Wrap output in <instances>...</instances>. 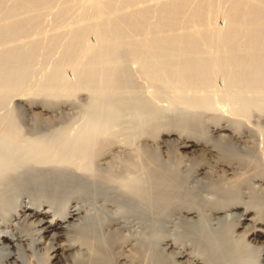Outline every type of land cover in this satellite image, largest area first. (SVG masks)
Here are the masks:
<instances>
[{"label":"bare ground","instance_id":"1","mask_svg":"<svg viewBox=\"0 0 264 264\" xmlns=\"http://www.w3.org/2000/svg\"><path fill=\"white\" fill-rule=\"evenodd\" d=\"M21 1L17 4L23 12L37 11L38 17L51 0ZM243 1L230 0L220 39L209 34L205 18L209 7L215 10L213 0L163 1L156 33L149 37L140 36L148 13L131 9L132 0L84 1V7L93 9L96 42L88 43L81 28L75 32L78 24H69L75 25V33L64 55L72 60L74 79L66 81L58 65L51 81L61 80L72 92L101 95L115 86L118 48L126 44L133 57L147 52L139 67L152 80L149 94L159 82L174 95L171 104H181L190 113H221L201 131L194 126L152 129L144 118L127 136L117 128L116 106L105 105L101 113L96 97L92 103L97 107L86 117H36L30 124L58 126L35 136L27 132L36 129L0 118V264H72L84 252L93 264L142 262L141 248L125 231L140 226V218H148L143 224L148 227L168 215L188 228L177 238L155 234L156 248L169 264H264V122L252 124L249 116L251 108L264 110V0H253L247 11ZM117 2L126 11L121 16L120 7H114ZM70 7L61 9L70 13ZM32 19L1 24V41L3 36H25ZM20 47L0 49L2 92L15 87L11 84L22 71L19 61L33 57L35 45ZM215 75L221 86L215 84ZM29 92L18 93L17 102L25 104ZM134 139L138 145L131 146ZM161 147L171 154L166 164L154 158ZM117 153L126 157L122 167L112 160ZM99 161L103 167L95 166ZM32 254L38 255L35 260Z\"/></svg>","mask_w":264,"mask_h":264},{"label":"rangeland","instance_id":"2","mask_svg":"<svg viewBox=\"0 0 264 264\" xmlns=\"http://www.w3.org/2000/svg\"><path fill=\"white\" fill-rule=\"evenodd\" d=\"M16 1L17 2H15V0H2L0 2V3H2V4H0V10H1L0 11V25L1 24L3 25V23L5 24L7 21L9 22V20L12 21V19H13V21H15L16 19L17 20H19V19L23 20V19H27V17L30 19L33 18L32 19L33 23H32V25L30 24L31 26H30V29L28 30L29 32H27L25 34L26 37L23 34V35H20V37H19V35H16V36L14 35V38H13V36H11V37L6 36L7 38L4 39L5 37L3 36L4 37V38L2 37L3 43L0 39V47H1L0 49H1V51H4L5 49L8 51V49L16 48V46L17 47L21 46L20 48L27 49L31 45H35V50L33 52L34 53L33 57L31 56L32 59L30 58V60H27V63H26V61L24 62V60H21L22 62L19 61V63L17 64V67L18 66L20 67V69L19 68L18 69L20 71L22 70L21 72H24V73L19 72V75L21 74V76L16 77L17 81H13L14 84L13 83L11 84L12 87H13V85L15 87H13L11 89V91H7V92L3 91L4 93L2 91H0V118L10 117L13 120L15 119L14 120L15 122L18 121L17 123L21 126V128H22V126H24L25 129H36L37 130V131L35 130V133H33V134L32 133L29 134V132H27L28 136H35L38 133L40 134L41 132H38V131H42V133H45V131H46V133H47L50 127L56 128L58 126V124H53V125H46L44 123H41L42 125L41 124L38 125L35 123L30 124V122H32V120H34L36 117L37 118H39V117H41V118H46V117L60 118L61 117L60 119L86 117V115H88L89 113H92V111H93L92 108H95V106H96V105L94 106L92 103L93 99H95V97L98 100L100 99L101 104H99L100 107L98 109H99V112H101V113L105 112L104 111L105 105L110 104L109 106H113V105H114L113 107L116 106L115 107V108H117L116 118H117V125H118V127L117 126L116 127L118 129H120L119 133L122 136L123 135L127 136V133L130 134L131 132H133L135 130L134 126H136L135 122H137L138 120L139 121L144 120V118H146L145 119L146 121L148 120V124H149L150 128H152V129H162L163 127H167L168 125L173 127L174 130L183 128L185 126H194L195 128H197L198 130L201 131L203 128H205L206 123H208L210 121V119H212L213 117L219 116V114L221 113V111H219L217 109H215V110L214 109H206V110L202 109L204 111L203 114L201 113V112H203L202 110H200L201 112L199 110L194 111V112H192L193 113L192 114V113L188 112V110H186L185 107L182 106L181 104H175V105L171 104V101L174 99L173 98L174 95L172 94V92H169L170 90H167L168 88L164 89L166 87H164V85L162 83H159V82H157V84L155 83L156 84L155 87L157 88V89L155 88V91H154L155 96L151 92H150V94H151L150 95L147 90H150L149 85H152L151 84L152 80H150L149 81L150 83H149L147 80H149L150 77L146 75V77H147L146 78L145 74L140 70L141 68L139 67L141 60H143L146 57L147 52H145V51L139 52L138 58L133 57V55L131 54V52L129 50V48H130L129 45L125 46L126 44H124L123 46L118 48L119 66L117 67V71L115 72V75H114L115 86L112 89L111 88L104 89V91L107 90L108 93L105 91L103 94L98 95V94H93L91 92L89 93L88 91L83 90V89L82 90H76V92L73 91L74 92L73 93L72 91H69V89H67V87H65L64 83L61 80L55 81L56 83L52 80L54 82L53 83L51 81L50 76L53 75V73H54L53 71H54V69L56 70L58 68V65L60 68L61 75L64 76L66 81H68V80L70 81V80L74 79L73 72H71V66H69V65H71L72 60L64 55V51L69 44V40L71 38V35H73V32H74V31H72V29L75 30L77 28V31H75L77 33V32H79V29L81 28L80 31H82V30L84 31V34L86 36V39L88 40L87 41L88 43H90V42L95 43L96 42L94 28H93V25L91 23L92 18H90L93 15V9L89 8L88 6H87L88 8L86 6L85 7L83 6L85 0H51L50 3H48V5L46 7H44V9L42 8L41 11L39 9L38 17L36 15L37 11L36 12L33 11L34 16H35L34 17V16H32L33 13L23 12L24 11V10H22V9H24L23 7H22V9H20L21 8L20 5H22L21 0H20L21 2L19 0H16ZM157 1H158V3H156ZM157 1L156 0L155 1L154 0H132L131 9L132 8H140V9L142 8V10H143V8H144V11H147L146 14L148 13L146 15V17L148 19L146 17L144 19L146 26L143 25L141 28L142 30L140 29V36H142V37H149V36H152L156 33V29H157L156 23H157V21L159 22V20H157V19L160 17L159 16L160 14L158 12L159 7L163 1H167V0H162V1L157 0ZM213 1L215 3L214 8L216 11L215 10L213 11V9L211 7H209L207 9L205 18H206L209 34L212 35L213 37H215V39H220V37L222 36V33L224 31L223 30L224 25H225L224 19H225L226 13L230 7L231 2H230V0H220L219 2H218V0H213ZM252 1L253 0H244L243 1L242 7H243L244 11L249 10ZM17 3H19L20 5H18ZM16 4H17V6H16ZM64 4H68L69 6H71L69 9L70 13L62 11L61 7ZM119 4L121 5L120 2H117V4H115L114 7H116V9H118L120 7L119 8L120 11H118L117 15L121 16V14L122 15L124 14L125 10L121 9V6H119ZM13 5H15L17 7V9H19V10H17L16 7H13ZM133 5H134V7H133ZM18 6H20V7H18ZM218 6H219V8H218ZM121 10H122V12H121ZM136 10H138V9H136ZM59 12H60V15H59ZM119 12H121V13H119ZM15 14L16 15L18 14L19 16L18 15L16 16ZM90 14H92V15H90ZM6 16H8V17H6ZM31 16H32V18H31ZM83 17H84L85 21L83 20ZM3 18H4V20H3ZM64 18H66V19H64ZM74 18L76 19V21ZM77 19H79V20H77ZM34 20H35V22H34ZM66 22L68 24L65 25ZM86 22H88L87 23L88 26L86 24L82 25L81 27L79 26V25H81V23L83 24ZM69 24L70 25H73V24L77 25L78 24V27L76 26L74 29L72 27H74L75 25L70 26ZM60 26H61V28H60ZM90 26H92V27H90ZM82 27H84V28L82 29ZM91 28H93V29L91 30ZM128 30L129 29H127V27L121 28L122 33L124 31H126V33H128ZM87 31H89V32H87ZM153 31H155V33ZM15 37H17L18 39L17 38L15 39ZM21 37H23V39ZM3 39L5 41L8 39L7 42L8 43L11 42V44H8ZM30 40L34 41V42H31ZM243 40H244V38H240V41H243ZM17 41H18V43H16ZM19 41H20V43H19ZM21 41L22 42L24 41V42L22 43ZM26 42H28V43H26ZM14 43H16V44H14ZM6 44H8L9 46L10 45H12V46L9 47L8 45L6 46ZM19 44H20V46H18ZM13 45L14 46L16 45V46L14 47ZM23 46H25V48H23ZM6 47H8V48H6ZM6 50L4 52H6ZM4 52H1L0 55ZM140 53H142V57H141ZM143 55H144V57H143ZM69 59L71 60V62L69 61ZM123 59H125V60H123ZM24 64H26V65H24ZM23 66L25 68H23ZM120 66H121V68H120ZM64 71L66 72V74ZM229 73L227 72V75H228V77H231L232 69L230 70ZM216 76L217 75H215L214 77H216ZM217 78L218 77H216L215 79L218 82L216 80H214V82L216 81L215 84L217 86H221L222 85V83L220 82L221 80H220V78H218V79ZM9 85H10V83H9ZM160 87H162V88H160ZM0 88H1V85H0ZM14 88H15V90H14ZM23 90L28 91V92L30 91L29 92L30 94L24 95V97H23V100L26 103L27 102H30V103L35 102L37 105H41L42 108H38V107L33 108V107H29V105H27L26 103L25 104L18 103L16 100V97L18 96L17 94L24 92ZM135 107H136V109H135ZM153 111H155V112H153ZM131 112H133V113H131ZM140 112H142L145 115H141L142 113H140ZM118 113L120 115H118ZM250 113L251 114L249 116L251 119V123L253 122V123H258L261 125L262 122H264V116L260 115L261 113L264 114V110L259 112L256 108H255V110H254V108H251ZM260 116H261V118H260ZM261 119H262V121H261ZM187 121H192L191 125H190V123H187ZM26 122L29 123L30 125H28ZM44 125H46V126H44ZM261 126L264 128V124H262ZM46 127H48V129ZM121 135H120V138H123ZM125 136H124V138H125ZM134 142H136L135 139L133 140L131 146L132 145L134 146L136 143L138 145V142H136V143H134ZM167 153H170V152H168V148L161 147V148H159V150L157 151L156 154H154V153L153 154H154V158L156 157L157 162H159V163L163 162L164 164H166L170 160V157H171V154L169 155ZM117 154L112 156V158H113L112 160L116 162V163H114L115 165H118V166L121 165L120 167H122L123 163H125L126 157L122 153H117ZM165 161H167V162L165 163ZM99 162H96L95 166L99 165L100 167L101 166L103 167V165H101V161H99ZM9 197L11 199H13L12 198L13 193L9 192ZM263 200H264V198H263ZM96 205H98V202ZM143 218H140V220L142 222V223L140 222L141 223L140 226H137L136 228L132 227L131 230L129 229L128 231H125V233L127 235L131 232L130 234L134 238L131 242L134 243V246L141 248L140 253L141 252L142 253H141V256H139V257H141L142 262H137L135 264H166V263L169 264L167 261V257L160 250H158L159 247H158L157 242H156L157 241L156 235L168 234L174 238H177L178 234L179 235L181 233L184 234V232L187 231L188 228L185 227L184 224H180L179 220H177V218H174L173 215H168L166 218H164V221L161 220V219H163V216H161V217L159 216L158 220L157 219H156V221L154 220L153 224H151L148 227L146 225L145 226L143 225V224L148 222V220H146L148 218H144V219ZM143 221H145V222H143ZM158 223H160V224H158ZM156 227H157V229H156ZM106 232H107V230H104V237L106 239H108V237L110 235H108V233H106ZM153 236H155V237H153ZM144 244H145V246H144ZM142 250H144V251H142ZM146 250H148V251H146ZM80 255H82L83 257L81 258V256H79L80 258H77L78 260L77 259L74 260L75 262H73L72 264H88L90 262H91L90 264H93L92 263L93 261L91 260V258L90 257L87 258L88 252H84ZM37 256H38L37 254H32L31 259L35 260L36 259L35 257H37ZM78 262H80V263H78Z\"/></svg>","mask_w":264,"mask_h":264}]
</instances>
